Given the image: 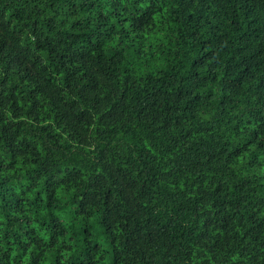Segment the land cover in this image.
Returning <instances> with one entry per match:
<instances>
[{
  "label": "clouds",
  "instance_id": "obj_1",
  "mask_svg": "<svg viewBox=\"0 0 264 264\" xmlns=\"http://www.w3.org/2000/svg\"><path fill=\"white\" fill-rule=\"evenodd\" d=\"M17 7L0 57L26 50L38 79L13 64L0 85L15 99L0 124L23 122L10 144L0 138V264H264V0H20L7 11ZM74 50L87 62L61 66ZM39 78L50 94L33 118ZM61 98L90 122L61 118ZM112 108L118 118L98 122ZM106 193L119 214L110 227ZM205 215L215 223L198 239Z\"/></svg>",
  "mask_w": 264,
  "mask_h": 264
},
{
  "label": "trees",
  "instance_id": "obj_2",
  "mask_svg": "<svg viewBox=\"0 0 264 264\" xmlns=\"http://www.w3.org/2000/svg\"><path fill=\"white\" fill-rule=\"evenodd\" d=\"M206 0H201V4H204ZM20 0H0V50H2L5 46V44L9 43V40L13 37H10L8 32V26L10 23H12L13 19L19 20V18L23 15V8H14V10L9 13L7 11V7L11 4H19ZM178 3L181 5L187 6L188 4H191V0H178ZM146 12L148 9L145 10ZM113 15L116 14L115 8L113 9ZM49 23L51 24L52 21L50 20ZM133 25L134 27H139V24L136 21V18H133ZM50 44V42H48ZM39 46V44H38ZM54 50L50 48V51ZM0 59L5 60V76L0 77V85H2L7 78V69L11 67L13 64H15L18 69L23 71V76H21V80H28L29 82L35 83L38 79V75L35 70V65L28 61L27 59V52L26 50L16 49L14 47H10L9 51L7 53V56L0 57ZM87 53L82 52L80 50H74L69 55L60 54L57 57V61L60 63L61 66H63L65 63H73L75 61H79L81 64H84L87 62ZM74 73L68 72L67 69L65 70V87H68L69 84L72 81ZM40 82L36 84L35 88H32L28 92L27 100L30 101L28 104V108L26 111V115L33 116V118L36 117V115L39 113L42 105L40 101L36 98L39 94H50V84L47 80H44L42 78H39ZM264 84V81L261 82ZM95 90V83H94V77H89L88 81L82 85L80 88L76 89L75 95L79 98L81 102H87L90 98H92L93 93ZM69 91H71V88H69ZM12 99L13 104H15V99L12 95V90H9L8 95H4L3 88H0V108L3 107V105L6 103L7 100ZM177 99H179V94L177 95ZM59 107L57 109L58 114L61 115V118H65L68 116H71L72 119H74L77 124L83 122V123H89L91 120V114L88 112V110L81 109L77 110V102L75 100H69V101H63L62 98L60 101H58ZM20 107L17 106L13 109V115H16L20 111ZM111 113V114H109ZM4 115L3 112L0 111V120H3ZM118 118V110L115 108L108 109L104 113H101V116L97 117L98 122H106L111 119ZM22 121L13 122L9 120L6 124H0V138H3L6 142L9 144L11 143V140L17 135L18 129L20 128ZM35 133L32 131H29V135H34ZM25 143V150L28 148L27 141ZM239 149H237L238 151ZM99 159H107V154L101 150L100 153H98ZM250 161L249 163H251ZM141 164H144L143 161H141ZM105 167H111V164H105ZM112 178L114 182L117 184V186L123 191L127 187H130L128 183V177L125 175V170L121 168V166L117 165L116 169L112 172ZM97 183L101 181L100 177H96ZM92 197H89L91 199ZM51 199V197H50ZM19 203V201H17ZM129 205H131V202H128ZM81 210H83V203L81 204ZM135 212V209H132V213ZM119 218V214L116 211L115 207L110 202V194H105V206L104 211L101 214V222L106 227H110L111 224L115 222L116 219ZM155 217H149L146 219V226L152 230L154 228L155 223ZM251 219V216L249 217ZM152 221V223H149V221ZM128 222H131V216L128 217ZM215 220L212 216L205 215L204 219L201 223L202 231L197 233L198 239H203L207 236L208 228L210 225L214 224ZM231 223V217L225 216L222 219V223L220 224L221 227H227ZM55 226V225H54ZM161 228L166 227L165 225H161ZM86 231V229H85ZM137 231H139L137 229ZM33 264H36L35 258L33 259Z\"/></svg>",
  "mask_w": 264,
  "mask_h": 264
}]
</instances>
